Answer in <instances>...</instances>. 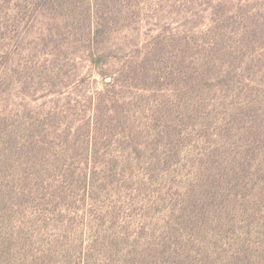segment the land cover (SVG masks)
Wrapping results in <instances>:
<instances>
[{
  "label": "rangeland",
  "instance_id": "1",
  "mask_svg": "<svg viewBox=\"0 0 264 264\" xmlns=\"http://www.w3.org/2000/svg\"><path fill=\"white\" fill-rule=\"evenodd\" d=\"M81 1L0 0V264H264V76L210 81L208 0L104 10L97 68Z\"/></svg>",
  "mask_w": 264,
  "mask_h": 264
},
{
  "label": "trees",
  "instance_id": "2",
  "mask_svg": "<svg viewBox=\"0 0 264 264\" xmlns=\"http://www.w3.org/2000/svg\"><path fill=\"white\" fill-rule=\"evenodd\" d=\"M69 1L71 0H62V12L67 8ZM123 2L124 0H82L76 2L85 10L88 22L82 28L72 23H62L60 48H67L69 43L73 42L79 29H85L88 40L83 41L90 44L89 49L86 50L88 51L87 59L97 68H103L105 64L109 63V57L104 44L100 41L103 35V25L97 23L96 18H98V14L100 17H104V10H108L107 15L114 13L121 15L122 13L116 9L115 5H124ZM220 9L221 11H219ZM207 11H210L209 23L211 27L199 38L197 50H199L200 57L203 58L200 67L214 79L210 81L224 78L234 81L240 78L243 80L242 88H255L254 84L262 86V82L258 83L256 80L248 78L251 75L244 73L250 71L260 77L264 76V0H208V9L205 12ZM78 38L79 35L77 42ZM99 46H104V48ZM153 56H148L151 63ZM174 59V70H180L181 57L176 56ZM145 63L144 59L134 63L133 73L139 70L143 71ZM107 77L111 78L112 76L104 74V78ZM245 83L250 84L243 85Z\"/></svg>",
  "mask_w": 264,
  "mask_h": 264
}]
</instances>
